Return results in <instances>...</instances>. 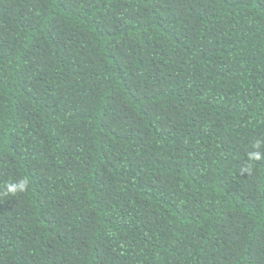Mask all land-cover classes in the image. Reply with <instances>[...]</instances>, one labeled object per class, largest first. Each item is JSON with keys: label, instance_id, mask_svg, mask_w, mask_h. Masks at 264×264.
Here are the masks:
<instances>
[{"label": "trees", "instance_id": "obj_1", "mask_svg": "<svg viewBox=\"0 0 264 264\" xmlns=\"http://www.w3.org/2000/svg\"><path fill=\"white\" fill-rule=\"evenodd\" d=\"M257 139L264 0H0V264H264Z\"/></svg>", "mask_w": 264, "mask_h": 264}, {"label": "clouds", "instance_id": "obj_2", "mask_svg": "<svg viewBox=\"0 0 264 264\" xmlns=\"http://www.w3.org/2000/svg\"><path fill=\"white\" fill-rule=\"evenodd\" d=\"M251 151L248 153L249 161H257L264 159V139H257L252 145ZM30 186V179L22 177L15 182L7 183L4 185L5 194L14 196L18 193L27 191Z\"/></svg>", "mask_w": 264, "mask_h": 264}]
</instances>
